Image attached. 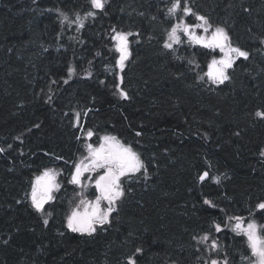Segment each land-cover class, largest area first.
Here are the masks:
<instances>
[{"label":"trees","instance_id":"16d2710c","mask_svg":"<svg viewBox=\"0 0 264 264\" xmlns=\"http://www.w3.org/2000/svg\"><path fill=\"white\" fill-rule=\"evenodd\" d=\"M189 2L250 52L223 85L199 80L216 52L183 36L175 55L163 47L175 23L169 0H108L79 31L62 26L55 10L83 15L88 0H0V264H127L130 256L137 264H204L193 237L214 235L215 223L223 227L214 235L221 258L249 261L246 239L225 225L228 216L249 218L264 199V120L255 116L264 110V0ZM113 28L140 34L130 37L127 100L115 87ZM76 112L81 127L97 134L92 143L115 135L148 165L146 175L124 178L118 212L91 236L66 227L74 194L67 182L84 149ZM45 168L62 170V189L45 205L51 216L37 213L26 195ZM203 171L209 177L200 182ZM255 219L264 224L260 212Z\"/></svg>","mask_w":264,"mask_h":264},{"label":"snow or ice","instance_id":"6c2138e0","mask_svg":"<svg viewBox=\"0 0 264 264\" xmlns=\"http://www.w3.org/2000/svg\"><path fill=\"white\" fill-rule=\"evenodd\" d=\"M88 2L90 9L83 15L75 12L73 16H70L68 13L56 9L60 24L62 26L76 25V29L79 31L85 27V22L89 18H95L97 12L105 10L108 0H88ZM166 12L168 17L175 19V23L166 30L167 35L163 47L173 55L177 51L176 46L185 42L182 36L187 38V43L190 45H199L213 52L219 50V53H222L219 58L214 56L211 59L207 65L208 70L199 76V80L205 81V77H207L206 82L217 86L223 85L226 81L231 80L230 70L235 69L237 61L249 59L250 52L233 44L232 36L226 27L214 25L206 15L194 10L189 0H169ZM189 16L193 17L195 22H187L186 17ZM198 30H200L199 34ZM139 35V33L112 29L111 38L115 41L114 48L119 54L118 59L115 61V68L118 70L116 73L118 83L115 87L117 94L125 100L130 99L128 92L122 87L126 63L133 55L130 37H138ZM176 58L181 59V57ZM189 63L194 62L189 61ZM67 71L70 79L76 74L77 70L75 66H71ZM87 75L90 77L92 73L89 71ZM67 82V79L64 80V83ZM88 111H91V109H88ZM255 116L264 120V110H257ZM81 122V113L76 112L74 114V126L83 134L84 143L82 147L85 154H82L78 161L72 162V172L68 183L77 186L80 191L77 193L79 196L78 203L71 207L66 216V227L73 233L91 236L96 233L97 228L103 229L105 225L110 224L112 214L118 212V204L126 195L124 178L130 180L135 174L139 173L146 175L148 165L131 144L123 142L115 135L106 134L97 137L98 143L89 142L97 134L91 128H82ZM135 134L137 136L142 135L140 132ZM236 135H239V133H236ZM76 138L80 140L81 136ZM5 151L6 149L0 148V153ZM260 154L264 156V150ZM56 159L60 160L63 157H56ZM60 174L57 169L45 168L32 182L30 194H26L30 198L31 207L42 216L52 215L50 211L46 210L45 205L56 199L54 193L61 188V184L57 180ZM208 177L209 172L203 171L198 175V180L203 182ZM213 179L216 183H220L219 176ZM89 186L94 188V198L91 199L87 196ZM203 202L206 205L215 207L213 202L207 198ZM256 212H260L264 216V199L255 204L254 210L252 208L248 210L249 218H247V222L243 216H228L225 226H229L232 232L246 239L251 255L242 259L250 260L251 264H264V224L256 221L254 218ZM43 223L48 225V219L45 218ZM213 229L215 233L223 231L220 223H215ZM193 239L198 245L203 246V251L207 256L204 264H229L226 252L223 253V258H221V244L213 233L205 232L201 236L193 237ZM142 251L139 247L135 250L137 254L142 253ZM200 251L201 248L198 247L197 252ZM127 264H137L135 256L128 257Z\"/></svg>","mask_w":264,"mask_h":264},{"label":"rangeland","instance_id":"374dc122","mask_svg":"<svg viewBox=\"0 0 264 264\" xmlns=\"http://www.w3.org/2000/svg\"><path fill=\"white\" fill-rule=\"evenodd\" d=\"M199 32H200V30H198V34H199ZM216 52V55H215V57L216 58H219V56H221L222 55V53H219V50H216L215 51ZM214 57V56H213ZM89 142H91V141H89ZM82 154H85V152H84V149H83V153ZM81 158V155L77 158V161L79 160ZM55 169V168H54ZM57 171H59L61 174L57 177V180H58V182L61 184V188H60V190L62 189V170H59V169H57ZM70 179V178H69ZM68 179V180H69ZM68 183V182H67ZM71 186H73V188H74V191H73V195H72V198H71V203H70V208H69V211H70V209H71V207L73 206V205H75L76 203H78V201H79V196L77 195V193H79V191H80V189L77 187V186H75V185H72L71 184ZM59 192V191H58ZM58 192H55L54 193V195H55V197H56V195H57V193ZM93 192H94V188L92 187V186H89V188H88V190H87V196H88V198H94L93 197ZM255 218V217H254ZM256 221L258 222V220L256 219ZM246 222H247V219H246ZM259 223V222H258ZM227 228L229 229V230H231V228L229 227V226H227ZM222 232V231H221ZM220 233V232H219ZM219 233H214V235H218ZM204 252V251H203ZM205 254V253H204ZM205 256H206V254H205ZM206 258H207V256H206ZM253 259H255V258H253ZM246 264H251V261L249 260V261H247L246 262Z\"/></svg>","mask_w":264,"mask_h":264}]
</instances>
